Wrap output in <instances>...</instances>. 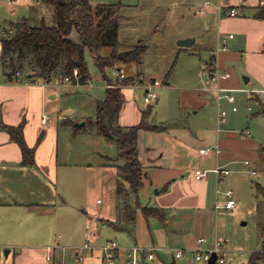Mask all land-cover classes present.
I'll list each match as a JSON object with an SVG mask.
<instances>
[{
  "label": "rangeland",
  "instance_id": "374dc122",
  "mask_svg": "<svg viewBox=\"0 0 264 264\" xmlns=\"http://www.w3.org/2000/svg\"><path fill=\"white\" fill-rule=\"evenodd\" d=\"M19 1L22 0H16L15 4H11L10 0H0V27H3L1 17L4 12H7L12 19L21 16L22 13L25 14L26 6L21 5L22 9H20L18 5L22 2ZM37 2L35 0V13L30 19V24L38 25L41 21L40 15L46 24H55L52 6L40 4L38 0ZM89 2L92 6L119 3L122 19L119 23L118 40L123 45V49L140 40L146 45L141 63H117L115 66L123 69L129 77L150 76L161 82L157 88L158 98L152 105H146L142 100V91L135 89L140 95L135 101L136 107L140 111H145L148 106L152 107L146 123L166 127L163 134L141 131L139 135L141 157H144L145 147L155 149L164 147V163L165 161L169 163L170 168H176L173 164L183 167L181 175L185 177L193 173L196 168L209 170L216 167L215 156L206 158L199 155L198 149L201 147H218L220 149L218 158L229 157V161L223 163L230 172L221 182L218 183L216 177L211 174L205 180L206 209L172 210L174 214L172 220L181 221L186 230L179 234L176 240L181 241L180 246H185V249H192L196 247V239L203 237L205 241L202 243V248L207 249L210 247L211 238L216 237L221 239L227 250L223 264H247L252 252L260 248L264 233V193H258L255 185L258 184L264 190V116L258 114L261 103L264 105V91L257 93L260 99L257 100L252 93L255 92L252 90L254 80L251 83L243 81L242 61H234L230 64L233 65V70L240 80V87L231 91L235 98L234 103L221 99L217 104L214 96L202 91L208 79L202 61L209 59V51L203 48L199 50V47L201 42H206L205 36L208 41L206 44H213L215 32L202 31L204 15L199 13V8L204 2H208V8L218 7L220 0H89ZM12 8H17L18 13L10 14ZM187 32L198 34L196 45L188 52L179 50L177 46V41ZM70 39L74 42L79 41L76 30H72ZM108 52V48L102 51L104 54ZM85 60L90 75L89 84L77 85L78 87L70 91L68 97L63 96V100L57 102V105L55 102L54 108L55 111L62 110L61 116H71L75 124L83 128H87L84 122L86 118H94V108L90 99L104 98L105 82L116 86L119 83L121 88L129 87V81L122 84L116 80L111 68L105 70V75L111 82L104 79L88 51L85 52ZM24 68H27V65H24ZM170 69V77L166 78ZM63 84L61 88H65V83ZM66 87L71 85L68 84ZM75 91L77 93H74ZM53 107L54 104L52 108L50 107L51 110ZM232 107L236 110L232 111ZM221 111L226 113L224 119L219 118ZM55 116L56 113L51 112V119ZM131 118L133 116L129 117L130 120ZM71 133L70 127L59 130V162L74 159L82 162L84 166L78 171H82L80 175L82 183L87 187L82 195L71 197L60 182L65 171V168H60L55 204H59L65 211H71L72 204H79L81 208L96 207L107 216L114 215L116 209L120 208V198L115 192L116 174L112 167L104 170L97 166L100 162L97 152L114 158L116 146L95 133L77 134L74 137ZM167 145L169 148L166 147ZM245 160L249 161V166L244 165ZM252 170L256 171L255 175L251 174ZM52 186L54 187V183ZM227 190L233 191L236 202L232 209L224 207L228 200L224 195ZM155 191L156 189H148L146 195L143 189L139 191L140 207L150 205L148 199L153 197ZM116 197L119 201L118 208ZM49 207L54 213L55 206ZM80 214L83 215L81 211ZM90 221L91 232L98 234V238L90 242L91 246L94 244L98 247L107 240H113L120 248V252H123L122 249L133 245L132 237L102 225L98 217H92ZM147 221L150 224L155 222L151 217L145 219L138 209L134 233L138 243L146 245L151 243L146 230ZM82 230V236L74 239L84 246L85 230L83 228ZM63 232H65L64 228ZM73 240L70 241L64 235L63 241L60 242V246H63L60 249L65 253L63 259L65 264H67V254L72 251L68 248V244ZM173 250L175 249L171 250L172 254ZM189 255L187 253L185 257ZM158 256H163L162 251L158 252ZM176 261L185 264V260ZM170 263L171 261L168 262ZM258 264H264V258L259 260Z\"/></svg>",
  "mask_w": 264,
  "mask_h": 264
},
{
  "label": "crops",
  "instance_id": "0c3cea01",
  "mask_svg": "<svg viewBox=\"0 0 264 264\" xmlns=\"http://www.w3.org/2000/svg\"><path fill=\"white\" fill-rule=\"evenodd\" d=\"M15 1L10 0L11 4H15ZM21 2L22 4L18 7L22 9L21 5L25 4L26 10L23 9L25 14L22 13L21 16L12 19L7 12H4L1 17L3 27H8L10 21L19 18H26L30 23V19L35 13V0H22ZM21 2L19 1V3ZM232 3L241 10V14L237 17H223L216 6L212 8L207 6V9L205 8L204 13H202L204 15V29L202 31L215 33L213 34V44H206L208 41L205 36L206 42L200 43L199 50L203 48L209 51V58L213 56L216 65L228 74L226 80H221L212 85L206 83L202 91L214 96L217 87L230 91L238 89L240 80L233 70V65L230 64L234 61H242L243 81L244 83H251L254 80L252 90L255 92L252 93L257 100H260L257 93L260 94L264 91V19L254 17L257 12L254 7L255 0H232ZM37 4L39 3L37 2ZM17 11V8H12L9 13L14 14ZM40 19H44L42 15H40ZM229 34H233V38H226ZM187 37L194 38L193 44L188 48L178 46L179 50L188 52L196 45L198 40L196 32H187L181 39ZM224 37L226 38L225 41H223ZM223 44L226 45L227 49L225 51L218 50ZM0 71V123L11 126L23 123V137L27 146L34 148L35 160V164L32 166L21 164L22 154L19 146L11 140L9 134L1 128L0 124V264H56L64 262L65 253L60 249L63 247L60 246V242L63 241L64 235L70 241L81 237L82 228L85 230L86 223L92 217H98L102 225L113 229L101 220L113 222L119 217V210L116 208L114 215L107 216L105 212L96 207L85 206V208H81L82 206L79 204H72L71 211H65L59 204H55L56 183L59 180L60 168H65L60 182L63 183L64 189L71 197L76 198L82 195L87 187L86 184L82 183V176H80L82 171H78L84 166L82 162H77L75 159L59 162V130L63 127H70L62 125L64 120L69 119L74 123L75 120H72L69 115L61 116L60 111L62 110H54L55 102L57 105V102L63 100V96L68 97L71 94L70 91H74L78 86L65 83V88H61L60 86L64 84L55 77L36 78V82L32 84L10 83L6 81L10 68L0 63ZM22 71H26V69ZM142 75L145 74L142 73ZM68 84L71 87H66ZM121 89L124 104L118 122L122 126L136 125L141 119L142 112L135 105V101L140 98V95L135 90L136 88L130 86ZM99 100L102 99H90L94 114L95 104ZM53 104L54 107L51 110ZM261 106L264 105L261 103ZM51 112L56 113L52 119L50 117ZM42 115L48 116L46 124L41 122ZM130 116H133L131 120L129 119ZM70 129L72 132V127ZM93 133L97 134L94 130H82L77 134ZM140 133L141 131L139 135ZM154 133L163 134L164 131ZM41 134L42 137L39 141L38 138ZM77 134L71 133L73 137ZM139 135L138 158L145 173L142 189L145 195L148 189H156L153 197L148 199L149 206L163 208L165 218L159 220L156 217H151L155 220L151 224L147 221L146 230H148L151 242L148 245L138 243V239L135 237L136 219L135 223L129 227V231L113 230L128 234L134 240L133 245L140 247L155 246L161 249L162 257L157 255L152 261L142 257L140 264H168L169 261L179 264L176 260H185L186 264L188 257L175 259L171 252L172 249H185V246H180L181 241L176 240V237L186 231L181 221L172 220L174 218L172 210L206 209V181L195 180L192 173H189L187 177L181 175L183 167L176 164H173L176 168H170L169 163L166 161L164 163V147L157 149L145 147L142 158ZM166 147L169 148V145ZM97 153L100 160L97 164L99 168L105 170L112 167L104 163L106 159H112L111 156ZM199 155L206 158L215 156L216 166H224V163L229 161V157L225 156L220 159L217 157L219 155L214 154L207 156L199 153ZM112 169L115 171L114 167ZM53 183L54 187L52 186ZM116 202L118 208V197H116ZM50 205L55 206L54 213L50 211ZM79 210L83 215L80 214ZM93 221L95 220L93 219ZM63 228L66 233L63 232ZM97 235L94 234V240L98 238ZM198 239L205 241L203 237H198L195 245ZM215 241H221V239L212 237L210 246ZM68 245L72 251L67 254V264H106L98 250L99 246L92 244L93 249L84 248L75 239ZM82 249L83 251H81ZM47 256H51L52 260H48ZM119 257L120 260H123L124 253L119 252Z\"/></svg>",
  "mask_w": 264,
  "mask_h": 264
},
{
  "label": "trees",
  "instance_id": "16d2710c",
  "mask_svg": "<svg viewBox=\"0 0 264 264\" xmlns=\"http://www.w3.org/2000/svg\"><path fill=\"white\" fill-rule=\"evenodd\" d=\"M38 1L43 5L52 6L56 23L48 25L42 19L38 25H31L26 18H19L8 23L12 33L0 35L2 42L0 63L10 68L8 76L26 69L23 72L28 73L33 79L55 77L63 83L64 78L68 77L70 83L76 84L72 75V70L76 68L79 73V85H85L86 79L90 77L85 60L86 51L93 57L94 64L104 79H107L105 70L116 67L117 63H141L146 52L144 42L140 40L123 49V45L118 40L119 23L122 19L119 3L92 6L89 0ZM255 9L257 12L254 17L264 19V8L255 7ZM72 30L78 33L79 41L74 42L70 39ZM106 48L109 52L102 53ZM24 65H27V68H24ZM171 69L166 74V78L170 77ZM128 81L129 79L121 83L125 84ZM123 104L121 86L106 88L104 98L95 104L94 118H87L85 121L87 128L77 126L69 119L64 120L62 125L72 127L73 134L82 130H94L107 142L116 146L115 157L106 159L104 163L115 168V192L120 198L119 217L113 222L101 221L115 230L129 231V227L135 223L138 209L141 210L145 219L156 217L163 220L165 218L163 208L139 205V191L143 187L145 173L138 158V135L142 130L163 132L166 127L146 123L151 113V106L141 112L138 124L120 125L118 119ZM258 114L264 116V106H261ZM0 124L11 140L19 146L22 154L21 164L34 165V148L28 147L24 140L23 123L17 126ZM41 137L42 134L38 138L39 141ZM255 185L258 193H264L261 186ZM263 258L264 233L260 249L252 252L247 264H258V261ZM170 264L175 262L172 261Z\"/></svg>",
  "mask_w": 264,
  "mask_h": 264
},
{
  "label": "built area",
  "instance_id": "2783aa9c",
  "mask_svg": "<svg viewBox=\"0 0 264 264\" xmlns=\"http://www.w3.org/2000/svg\"><path fill=\"white\" fill-rule=\"evenodd\" d=\"M208 2H204L202 6L199 8V13H204L205 8L207 7ZM254 7L258 9L264 8V0H255ZM218 10L222 16L225 17H237L241 14V10L238 6L232 3V0H220L218 5ZM12 33V29L9 27H0V35ZM226 38H233V34H229ZM223 38V41L226 40ZM227 49L226 45H222L218 48V50L225 51ZM2 52V42L0 38V55ZM202 67L207 70V83L208 85L216 84L221 80H226L228 78V74L222 71L215 63V59L211 56L207 61H202ZM113 75L115 76L118 82H123L124 80L129 79V86L140 89L142 91V100L146 105H152L158 98L157 88L161 85V82L150 76H138V77H129L123 69L120 67H114ZM72 75L76 80L75 85H79L78 77L79 73L76 68L72 70ZM115 80V81H116ZM6 81L10 83H24V84H32L35 83V79L31 78L28 73L23 71H16L12 75L6 76ZM90 78L86 79V84H89ZM63 83H70L68 77H65ZM121 84L118 83L117 86ZM113 83L105 82L106 88H114L117 87ZM214 96L216 98L217 104L221 99L226 100L228 103H234L235 98L231 94L229 89H223L217 87L214 92ZM250 109V107H249ZM236 108L232 107V111H235ZM226 116L225 111H221L219 114V118L224 119ZM48 121L47 115H42L41 122L46 124ZM199 153L201 155H219L220 149L218 147H209V148H201L199 149ZM245 166H249L250 163L248 160L244 161ZM229 169L225 166L217 165L213 169L209 170H201L194 169L192 175L195 180L203 181L206 180L209 175H214L216 177L217 182H221L223 177L229 174ZM252 175L256 174L255 170L251 171ZM218 193V191H216ZM224 195L227 197V201L224 205L226 209H232L236 204L233 198V191L227 190L224 192ZM94 234L91 232V221H88L85 225V238H84V248H91L93 246L90 245V242L93 240ZM203 239H198L196 247L192 249H177L172 254L175 259H182L185 257L187 253H189V257L186 261V264H198V263H206L209 264L213 255L216 256L215 263L223 264L224 257L226 255V248L222 241H215L212 246L207 249L202 248ZM98 250L101 253L102 259L106 264H140L142 257L146 258L149 261L154 260L158 252L161 250L155 246L150 247H140L137 245H132L129 248L122 249L124 253V259L120 260L119 252L121 251L117 244L113 240H107L103 245L98 247ZM48 260H52L51 256H47ZM56 264H65L64 262H59Z\"/></svg>",
  "mask_w": 264,
  "mask_h": 264
},
{
  "label": "water",
  "instance_id": "95a60500",
  "mask_svg": "<svg viewBox=\"0 0 264 264\" xmlns=\"http://www.w3.org/2000/svg\"><path fill=\"white\" fill-rule=\"evenodd\" d=\"M194 42V38L193 37H187V38H184V39H180L177 41V46L179 47H183V48H188L190 47ZM82 125L84 124L83 122L81 123ZM77 126H81V125H77ZM215 259H216V256L213 255L209 264H213L215 263Z\"/></svg>",
  "mask_w": 264,
  "mask_h": 264
}]
</instances>
